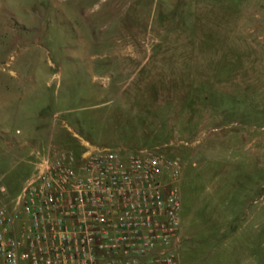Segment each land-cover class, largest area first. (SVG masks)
Returning <instances> with one entry per match:
<instances>
[{"label": "rangeland", "instance_id": "rangeland-1", "mask_svg": "<svg viewBox=\"0 0 264 264\" xmlns=\"http://www.w3.org/2000/svg\"><path fill=\"white\" fill-rule=\"evenodd\" d=\"M87 144L182 157L181 264H264V0H0L2 199Z\"/></svg>", "mask_w": 264, "mask_h": 264}, {"label": "built area", "instance_id": "built-area-1", "mask_svg": "<svg viewBox=\"0 0 264 264\" xmlns=\"http://www.w3.org/2000/svg\"><path fill=\"white\" fill-rule=\"evenodd\" d=\"M184 168L159 147L49 148L0 207V264H181Z\"/></svg>", "mask_w": 264, "mask_h": 264}, {"label": "crops", "instance_id": "crops-1", "mask_svg": "<svg viewBox=\"0 0 264 264\" xmlns=\"http://www.w3.org/2000/svg\"><path fill=\"white\" fill-rule=\"evenodd\" d=\"M22 133L23 132L21 130H17L15 135H10L6 132H2V135H3L2 140L6 145V147H5L6 158H14L17 156L25 155L26 159L28 160V153H27V149H26L28 138H30L32 136L35 138H37V137L39 138V136L32 135L28 138H23L21 136ZM3 190H4V192H2V193H5L6 190L4 188H3ZM2 198H3V196L0 195V207L13 205L14 202L12 204L7 203V200L5 201L4 200L5 198L4 199H2ZM16 198H17V196H16ZM182 222H183V217H182ZM183 224H184V222H183Z\"/></svg>", "mask_w": 264, "mask_h": 264}]
</instances>
